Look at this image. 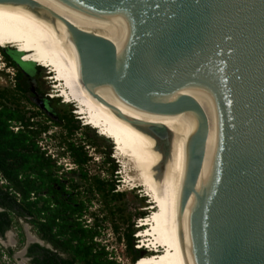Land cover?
Instances as JSON below:
<instances>
[{
	"label": "water",
	"instance_id": "1",
	"mask_svg": "<svg viewBox=\"0 0 264 264\" xmlns=\"http://www.w3.org/2000/svg\"><path fill=\"white\" fill-rule=\"evenodd\" d=\"M0 4L101 85L183 264H264V0Z\"/></svg>",
	"mask_w": 264,
	"mask_h": 264
},
{
	"label": "trees",
	"instance_id": "2",
	"mask_svg": "<svg viewBox=\"0 0 264 264\" xmlns=\"http://www.w3.org/2000/svg\"><path fill=\"white\" fill-rule=\"evenodd\" d=\"M22 76L23 72L17 70L16 85L19 90L23 89L21 85L24 83L20 82ZM8 94L7 89L0 90V97L4 98L0 99V180L3 181L0 183V235L12 226V215H18L29 221L40 239L55 249L52 251L36 242L32 243L28 248V254H34L32 264H120L107 256L104 246L96 247L99 244L93 238L99 233L98 230L94 226H83L80 219L85 209L84 202L66 189L58 176L60 166L46 153V149L39 146V135L44 129L47 131V126L28 128V117L12 107ZM58 117L59 120L54 123L66 131L65 149L85 177L82 167L88 156L83 148L84 141L76 144L67 137L81 126L75 120L71 108ZM18 121L23 127L15 131L13 126ZM83 126L89 128L88 125ZM106 160L111 162L110 175L117 178V167L110 157V150ZM115 178L104 180L94 177L93 183L101 194L106 191L105 195L116 200L125 193L116 190ZM146 214L145 210L137 212L139 217ZM133 225L130 222L125 233L126 247L131 253V260L137 262L142 250L133 247ZM59 250L64 251L66 256L61 257L57 252Z\"/></svg>",
	"mask_w": 264,
	"mask_h": 264
},
{
	"label": "rangeland",
	"instance_id": "3",
	"mask_svg": "<svg viewBox=\"0 0 264 264\" xmlns=\"http://www.w3.org/2000/svg\"><path fill=\"white\" fill-rule=\"evenodd\" d=\"M13 48L15 47L10 45L2 49L0 48V90L3 88L7 89L9 91L7 97L11 99L14 73L17 70L23 72L21 78L24 84L22 85H26L25 88L28 90L29 96L33 95V102L28 103L23 100V105L28 106L30 110H37L39 108V110L44 111L39 120L45 123L47 131L40 136L38 140L39 146L41 149L45 148L46 153L50 154L51 158L56 160V165L60 166L58 176L65 184L66 189L71 190L77 199L84 202L85 209L82 213V219L86 220L84 223L88 225L97 224L95 226L99 233L93 238L99 244L96 247L104 246V249L108 252L107 256L120 264H138V261L140 263V259L149 253L142 250L137 256V262L136 260L133 262L131 260V253L126 247L125 233L128 230L130 222L134 224L132 228H136L135 224L137 218H139L137 212L147 209V215H151L153 205L149 203L151 197L146 195L145 187L141 186L139 181L136 180L137 171L134 168V164L128 161V159L118 156L117 145L112 143L114 142L112 138L99 134V131L97 132L91 126L85 128L83 126L85 119L81 118L79 120L74 117L81 127L75 130L71 136L67 137L76 144L84 141L83 148L86 151L88 160L82 167V170L86 173V176L83 177L82 172L77 168L71 155L65 149L67 140L65 139L66 131L64 127L54 123V121L59 120L58 115L64 113L67 109L71 108L73 113V110L76 109L74 103L75 106L78 103L74 101L72 103H64L62 98L57 99L55 96L60 92L58 91V87H56L57 83H54L57 79L52 78V76H55L53 75L54 69L50 68L51 70H48L49 68L45 69L31 62H23L22 54ZM59 82L60 80L58 84ZM49 98H52V101H49ZM5 101L8 102L7 99ZM22 103L20 101V104ZM113 145L115 146L113 147ZM109 150L110 157L117 167L116 177L119 179V181L116 180L117 185L115 188L125 193L122 198L116 200L110 199V195H105L106 191L101 194L96 190L93 183L94 177L104 180H110L111 177L115 178V176L110 175L111 162L106 160ZM126 164L128 168H125ZM127 176L133 178V180L130 178L131 180L127 181ZM104 188L106 189L107 186H104ZM12 218L13 224L10 230L14 238L17 237L15 233L17 232L18 240L16 239V243L9 246L5 243L8 241L0 237V263L30 264L28 259L24 256L19 257L16 253L23 248L24 242L22 241L25 236L23 229L26 230L29 236L33 235L37 237L38 234L24 217L12 215ZM7 248H12L15 251L14 255L16 256L14 258L5 252Z\"/></svg>",
	"mask_w": 264,
	"mask_h": 264
},
{
	"label": "bare ground",
	"instance_id": "4",
	"mask_svg": "<svg viewBox=\"0 0 264 264\" xmlns=\"http://www.w3.org/2000/svg\"><path fill=\"white\" fill-rule=\"evenodd\" d=\"M7 45L15 47L13 49L22 54L23 62L39 63L49 70L54 69L55 76L52 78L57 79L54 83H57L56 87L60 92L57 96L64 97V100L66 98L67 102H77V113L86 120V124L98 129V133L103 136L112 138L117 145L118 156L134 164L137 171L136 180L145 187L146 195L152 199L149 203L153 205L151 215L140 224L147 227L140 235L144 238L149 236L146 239L147 246L155 249L154 252L143 256L138 264H183L149 170L130 130L101 85L88 78L86 72L0 4V46L5 48ZM125 168H128L127 164ZM127 177L128 181L131 177Z\"/></svg>",
	"mask_w": 264,
	"mask_h": 264
},
{
	"label": "flooded vegetation",
	"instance_id": "5",
	"mask_svg": "<svg viewBox=\"0 0 264 264\" xmlns=\"http://www.w3.org/2000/svg\"><path fill=\"white\" fill-rule=\"evenodd\" d=\"M22 80V78L20 79V82H21V84H22V82H23V80ZM16 73H14V85H13V89H12V92H11V105H12V107L15 109V110H20L22 113H24L27 117H28V122H29V124H28V128H31V129H37V128H40V126H45V123L44 122H41L40 120H39V118H40V116L43 114V112L44 111H41V110H39V108H37V110H30L29 109V107L28 106H24L23 105V103L22 102H24L23 100H25L26 102H33V95L32 96H29L28 95V90L25 88V86H23V85H21L22 86V88L23 89H17L18 87H17V85H16ZM24 83V82H23ZM26 84V83H25ZM28 87V86H27ZM34 94H35V92H34ZM0 99H2V100H4V98H2V97H0ZM22 99V100H21ZM20 101H21V103L22 104H20ZM21 127H23V125H22V123L21 122H16L15 124H14V126H13V129L16 131V130H18V129H20ZM42 134H45V129L40 133V135L39 136H41ZM80 219H81V221H82V223H83V226H88V227H95L96 228V226H95V224L93 223L92 225H88L87 223H84L86 220H83L82 219V215H81V217H80ZM10 228H11V226L6 230V231H11L10 230ZM12 229V228H11ZM6 231L4 232V234L3 235H0V237L1 238H3V239H5L6 241H8L7 243H9L8 245L10 246L11 244H14V243H16V242H13V240H12V238H11V234H9V233H7V235L5 234L6 233ZM12 232V231H11ZM16 233V238H14L13 237V239L15 240V241H17L18 240V235H17V232H15ZM23 233L25 234V236H24V239H23V241L22 242H24V244H23V248L24 247H26V250H25V252H24V254H23V256L26 258V259H28V261H29V263L30 264H32L31 263V260H32V258H33V256H34V254H31V255H29L28 254V248H29V246L32 244V243H34L33 242V240L31 239L30 240V238L33 236V235H30V236H28L27 235V233H26V230L25 229H23ZM12 236H13V233H12ZM96 236V235H95ZM95 236H94V238H95ZM7 237H8V239H7ZM38 238H40L39 236H37ZM17 239V240H16ZM44 242V241H43ZM39 244V243H38ZM42 246H45L46 248H49V249H51L52 251H55V249L51 246V244H49V243H46V242H44V244L42 245ZM22 248V249H23ZM5 252L9 255V256H12L13 258L17 255V253H16V255H14L15 254V251L12 249V248H7V250L5 249ZM58 252V254L61 256V257H65L66 256V253L64 252V251H57ZM20 257V256H19ZM16 261V260H15ZM1 264V263H0Z\"/></svg>",
	"mask_w": 264,
	"mask_h": 264
},
{
	"label": "clouds",
	"instance_id": "6",
	"mask_svg": "<svg viewBox=\"0 0 264 264\" xmlns=\"http://www.w3.org/2000/svg\"><path fill=\"white\" fill-rule=\"evenodd\" d=\"M0 48H4V46H0ZM36 65H38V66H41L42 68H45V69H48L46 66H44V65H42V64H39V63H36ZM49 70V69H48ZM55 81V80H54ZM50 97H52V96H50ZM56 98H62V101L64 102V103H72V102H66V101H64V97H62V96H55ZM52 98H54V97H52ZM74 107H76L75 106V103H74ZM73 114H75V117L76 118H78L79 120L81 119V114H78L77 113V110L75 109V110H73ZM84 124H85V122H84ZM85 125H88V126H90V124H85ZM92 127V126H91ZM92 128H94V127H92ZM94 129H96V128H94ZM97 130V132H98V129H96ZM100 134V133H99ZM108 138V137H107ZM111 140V139H110ZM112 143H114V142H112ZM115 145H113V147H114ZM43 149H45V148H43ZM118 181H119V179L118 178H116ZM1 183V182H0ZM145 211H147V214H148V210L146 209ZM147 214L146 215H144L143 217H139V218H144V217H146L147 216ZM138 219V218H137ZM139 221H137L136 222V224H135V226L137 225V223H138ZM138 230V227L136 226V228H135V230H134V232H133V246L135 247V244H136V241H135V239H134V233L136 232ZM136 249H139V250H145L144 248H142V249H140V248H137V247H135ZM145 252H146V250H145Z\"/></svg>",
	"mask_w": 264,
	"mask_h": 264
},
{
	"label": "built area",
	"instance_id": "7",
	"mask_svg": "<svg viewBox=\"0 0 264 264\" xmlns=\"http://www.w3.org/2000/svg\"><path fill=\"white\" fill-rule=\"evenodd\" d=\"M0 182H3L2 180H0Z\"/></svg>",
	"mask_w": 264,
	"mask_h": 264
}]
</instances>
